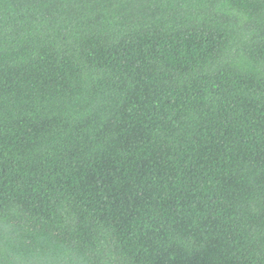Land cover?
I'll use <instances>...</instances> for the list:
<instances>
[{
    "label": "trees",
    "instance_id": "16d2710c",
    "mask_svg": "<svg viewBox=\"0 0 264 264\" xmlns=\"http://www.w3.org/2000/svg\"><path fill=\"white\" fill-rule=\"evenodd\" d=\"M0 264H264V0H0Z\"/></svg>",
    "mask_w": 264,
    "mask_h": 264
}]
</instances>
